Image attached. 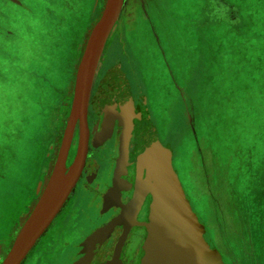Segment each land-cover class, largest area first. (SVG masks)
Listing matches in <instances>:
<instances>
[{
	"label": "rangeland",
	"instance_id": "1",
	"mask_svg": "<svg viewBox=\"0 0 264 264\" xmlns=\"http://www.w3.org/2000/svg\"><path fill=\"white\" fill-rule=\"evenodd\" d=\"M228 1L241 11L237 27L223 21L208 23L206 0H160L158 6L145 7L143 13L153 15L155 33L161 36V50L149 24L141 22L137 29L134 25L126 36L129 41H124L127 45L121 34L115 36L114 27L97 73L110 61L107 74L119 64L137 77L154 115L157 137L171 149L172 165L222 264H264V211L258 213L251 205L248 177L251 156H264V0ZM105 2L28 0L33 18L28 26L22 24L24 37L7 48L12 58L4 61L10 62H0V264L54 170L63 134L57 132V112L62 108L67 118L71 98L65 94L66 77L73 71L78 45L82 58ZM211 5L215 15L228 10L220 0ZM253 12L258 14L255 22ZM39 18L47 22L46 30L43 26L41 31ZM42 52L47 61L28 65L30 57L36 59ZM124 56L132 67L125 65ZM58 59L62 65L57 68ZM33 70L54 81L58 90L45 85L43 78L40 84ZM128 142L120 143V149ZM108 159L99 172L102 186L110 179V155ZM124 184L129 186V181ZM123 192L129 190L120 185L112 203L101 202L109 208L105 212L118 208ZM80 193L73 201L79 217L96 219L100 200L95 204ZM49 228L22 264H71L69 251L57 253L61 244H49ZM143 248L145 244L134 237L125 260L139 264Z\"/></svg>",
	"mask_w": 264,
	"mask_h": 264
},
{
	"label": "flooded vegetation",
	"instance_id": "2",
	"mask_svg": "<svg viewBox=\"0 0 264 264\" xmlns=\"http://www.w3.org/2000/svg\"><path fill=\"white\" fill-rule=\"evenodd\" d=\"M39 1L40 3L43 1H45V3L48 2V0ZM156 1L157 0H124L121 14L115 24L116 29L113 31L115 32V36L120 38L122 35L121 40L127 45L126 42H128L129 39H127L126 36H128L127 34L129 31L134 28V25L135 29H137L138 24L144 22L149 24V30L153 37L154 44L160 51L163 45L155 33L156 23L154 21L153 15L149 16L143 13V9L145 7L152 8L156 6ZM31 8L32 6L28 4V0H0V53L2 52L1 59L3 60V62H0L2 64L5 62H10L4 61L6 57H11V55L6 54L10 51L7 48L11 47L12 44L14 45L15 43L13 42H15L17 39L24 37V35H22V33L20 34V32L22 31L21 29H23L22 24L24 27L28 26L33 18H30ZM46 10L48 11V6H46ZM12 13L15 15H12ZM76 17L77 15L73 19L74 23ZM37 20H39L41 31H43V26L45 29L47 22L44 24L42 18L36 19V21ZM63 21L64 19H61L58 26L62 27ZM73 22L71 23V28L74 25ZM30 28L31 27H29V31ZM67 32H69V29ZM27 34L29 35V39H31L33 32L30 31ZM66 35L69 34L66 33ZM110 38L111 36H109L106 42L105 52L108 48V45L110 44ZM78 48L79 45L77 46L76 50L77 56L74 63L75 69L73 68V71H70L68 77H66V80L69 83L67 91H65L66 98H68L69 95L71 96L67 114L68 117L66 116L67 118H64L65 113L62 108L57 112L58 122H60L58 123L57 132L59 134L61 131H63V134H61L60 144H62L64 132L72 110L76 74L79 62L81 60V57H79L78 54ZM125 52L126 54L128 53L127 46L125 48ZM22 53L23 52H21V54ZM124 57L125 65L130 64L132 67V62L127 60L126 56ZM11 58L9 60H11ZM38 58L41 60L40 62H36V59L30 57L28 65L32 66L38 63L43 64L44 61L42 62V60H44L45 57H42V54H38L37 59ZM109 63L110 61H107L105 67L103 69H99V72L96 73L90 95L87 113L89 143L82 174L75 187V192L70 195L61 212L51 223L49 228L50 232L46 234L49 235V244H52L53 242L55 244H57V242L61 244L58 246V250H55L57 253L69 251L67 255L70 258L69 261L71 264L73 262L77 263L82 258L88 256L91 253H93V257L89 264H105L107 261L112 259L116 244L126 227L125 222H119L114 225V227L112 222L128 208L135 196L136 181L138 177V147L140 134L143 130L153 127L156 135H158V131L153 119L154 115L146 103L143 87L141 86V88H139V85L136 82L137 77L135 78L133 76L134 74L132 75L131 70H128L129 68L125 66L126 69L124 70L121 68V65L119 66V64L117 66H113L107 74L106 68ZM39 77L40 84H42L41 78H43L46 81L45 85L48 87H53L55 91L60 87L57 85L55 86L54 81L50 80L48 82L49 79L42 73L39 74ZM42 88L43 87H39L38 90H41ZM128 96L131 97L134 106V112L131 115V125L126 124L127 116L123 112V99L127 98ZM125 132H127L125 136L129 142L126 152L122 153L119 146L121 143V135ZM79 143L80 121L77 120L66 160V166L68 169L76 160ZM163 145L169 148L168 145L164 143ZM53 151V153H58L55 148ZM109 155L111 160L110 179L102 186L98 181L99 172L103 162L109 160ZM125 155L127 156L125 163H123L120 167L121 163L124 161ZM96 172L97 176H94ZM143 177H145V171L143 173ZM125 180L129 181V186L124 184ZM118 185H122L123 187L127 188L129 192L121 193L122 201L120 205L117 209H114L113 212H110L109 214L108 211L105 212L107 209L105 203L101 204V202L106 200V204L112 203L116 196H118ZM80 192L83 194L85 193L86 197L91 199L93 198L92 202L94 201L95 204L98 200H100V205L99 202L96 205V219H93V217L89 218L85 214L84 216L79 217V213L77 212L78 208L73 203V201L76 198V195H78ZM141 197L143 198V203L137 211L136 220L138 222H148L152 195L147 193L143 194ZM104 216L106 217L105 220L101 221ZM79 219H82V221H79ZM110 228L112 229L109 235H106V237L101 240H96L94 243L92 242L95 235L101 231L109 230ZM147 235L148 231L145 226L133 223L127 233V237L120 251L118 264H132L131 261H126L124 258L129 243L134 237H136L137 242L145 244ZM204 236L208 241L205 233ZM43 239L46 241V238H42L41 240ZM49 248L50 245H46L45 250H48ZM71 250H73L72 253ZM144 254L145 250L143 248L139 264H141ZM224 257L226 259V256Z\"/></svg>",
	"mask_w": 264,
	"mask_h": 264
},
{
	"label": "water",
	"instance_id": "3",
	"mask_svg": "<svg viewBox=\"0 0 264 264\" xmlns=\"http://www.w3.org/2000/svg\"><path fill=\"white\" fill-rule=\"evenodd\" d=\"M124 0H106L103 12L93 26L79 62L71 114L64 132L60 152L49 182L20 228L2 264H22L38 240L48 230L74 191L86 160L89 129L87 113L95 76L106 42L121 14ZM123 112L131 125L134 112L130 96L124 98ZM80 121V143L77 157L70 170L66 160L76 122ZM126 135V133H125ZM121 143H124L126 136ZM128 144L121 152H126ZM126 155L124 156L125 163ZM172 151L159 141L153 127L143 130L139 137L138 177L134 199L112 225L125 222L114 255L105 264H118V257L133 223L147 228L145 254L141 264H222L217 251L205 239V229L185 192L172 165ZM145 171V177L143 173ZM150 193L152 202L148 222H138L136 214L143 203V194ZM101 231L93 238L109 235ZM93 253L75 264H89Z\"/></svg>",
	"mask_w": 264,
	"mask_h": 264
},
{
	"label": "trees",
	"instance_id": "4",
	"mask_svg": "<svg viewBox=\"0 0 264 264\" xmlns=\"http://www.w3.org/2000/svg\"><path fill=\"white\" fill-rule=\"evenodd\" d=\"M213 1V0H212ZM225 3L221 2L228 10H226V13H221L220 15L213 14V8L211 5V1L207 2L206 10L207 15L209 16L210 21L208 23L212 24L213 22H227L233 27H237L240 23H242V17H241V11L237 8L236 5L231 4L230 1L225 0ZM223 14V15H222ZM226 15V16H225ZM257 13L253 12V22L257 21ZM42 54V57L46 56L45 52L39 53ZM40 62L39 58H36V62ZM47 61L42 60V62ZM61 60L58 59L56 64V67H60L62 63ZM58 64V65H57ZM36 74H39L37 70H33ZM50 80H48L49 82ZM50 86V85H49ZM43 87V86H42ZM39 88V87H36ZM34 109L36 108L33 105ZM251 173V175H250ZM248 174V177L251 179V205L255 207L258 210V213L260 211H264V156H251V172ZM252 207V208H253Z\"/></svg>",
	"mask_w": 264,
	"mask_h": 264
},
{
	"label": "crops",
	"instance_id": "5",
	"mask_svg": "<svg viewBox=\"0 0 264 264\" xmlns=\"http://www.w3.org/2000/svg\"><path fill=\"white\" fill-rule=\"evenodd\" d=\"M206 1H207V2H208V1H211V2H212V0H206ZM224 1H225V0H220V2H223V3H225ZM156 2H157V5H156V6H158V5H159V2H160V0H157ZM205 13H207V11H205ZM201 15H203V14L201 13ZM201 25H202V23H201ZM157 36H158L157 38H158V39L161 41V44H162V39H161V36H160V35H157ZM162 45H163V44H162Z\"/></svg>",
	"mask_w": 264,
	"mask_h": 264
}]
</instances>
